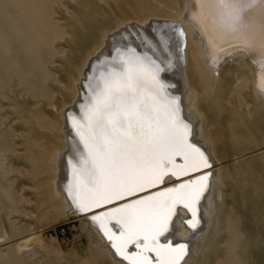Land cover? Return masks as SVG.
<instances>
[{"label":"bare ground","instance_id":"1","mask_svg":"<svg viewBox=\"0 0 264 264\" xmlns=\"http://www.w3.org/2000/svg\"><path fill=\"white\" fill-rule=\"evenodd\" d=\"M198 13L197 0H0V198L10 200L8 193L17 182L15 193L31 206L21 210L24 216L55 213L66 221L77 219L87 233L94 264L128 261L115 254L98 225L88 220L94 213H80L68 198L70 161L78 142L70 118H82L100 74L128 56L154 60L163 69L160 77L179 98L191 142L206 152L212 167L180 180L166 177L159 188L96 211L210 172L197 227L181 223L191 214L178 206L180 219L174 217L161 242L188 245L181 264L241 262L244 204L248 199L254 211L258 189L249 184L244 165H238L247 148H235V142L251 137L258 115L264 119V94L257 88L255 54L227 46L219 51L196 27ZM174 24L182 26L185 37L174 34ZM4 242L0 239V250ZM31 242L42 245L36 231L16 239L3 264ZM133 251L134 245L129 246Z\"/></svg>","mask_w":264,"mask_h":264},{"label":"snow or ice","instance_id":"2","mask_svg":"<svg viewBox=\"0 0 264 264\" xmlns=\"http://www.w3.org/2000/svg\"><path fill=\"white\" fill-rule=\"evenodd\" d=\"M197 2L196 27L219 51L227 46L255 54L257 88L264 94V0ZM170 27L175 35L185 37L181 25ZM161 71L154 60L123 57L118 67L102 72L91 87L82 118H70L78 142L70 161L68 198L80 213H94L90 220L128 264H181L188 245L164 243L160 238L169 232L174 217L180 219L178 206L191 214L181 223L193 230L197 227L198 205L211 175L204 173L96 211L159 188L166 177L180 180L212 167L206 152L191 142L190 124L181 118L179 98L167 91L170 85L161 79ZM130 245L136 251L129 252Z\"/></svg>","mask_w":264,"mask_h":264},{"label":"rangeland","instance_id":"3","mask_svg":"<svg viewBox=\"0 0 264 264\" xmlns=\"http://www.w3.org/2000/svg\"><path fill=\"white\" fill-rule=\"evenodd\" d=\"M248 122L252 123L250 120ZM245 147L248 151L244 152V157L238 162V165L240 167L244 165L245 169L243 170H247L246 178L249 184L257 186L258 205L252 211L250 209L252 206L249 204L248 199L247 203L244 204L246 213L241 221L244 253L240 264H264V119L260 115H258V124L252 127L251 137L235 142V148ZM247 161L250 163L247 164ZM227 164L231 163L228 162ZM47 170H51V165L47 167ZM16 184L17 182L12 187L11 192H9L10 195L8 193L10 200H7L4 196L0 198L1 244L5 241V245L0 250V264H3V259H8L13 253L12 245L14 241L32 231L37 232L39 242L42 241L40 245L41 243L42 245H35L31 242L24 249L26 251L20 252L21 254L19 253L16 257L17 260L14 259L10 264H94L95 260L92 258L88 248L87 233L80 226L77 219L66 221L57 218L55 213H45L42 216L31 218L24 216L21 210L31 206L25 204L20 196L15 193ZM24 193L26 194L28 191H24ZM33 197L37 200L39 199L35 194ZM201 210V217L205 220L203 208ZM213 215L214 212L212 213ZM52 237L57 239L56 242L51 240ZM6 245H11V247L3 249ZM202 250L200 248L198 253L199 262ZM2 253L7 254L8 257L3 258L4 254ZM202 264H207V261Z\"/></svg>","mask_w":264,"mask_h":264},{"label":"water","instance_id":"4","mask_svg":"<svg viewBox=\"0 0 264 264\" xmlns=\"http://www.w3.org/2000/svg\"><path fill=\"white\" fill-rule=\"evenodd\" d=\"M177 159H179V158H177ZM89 221H91L90 219H88ZM92 222V221H91ZM97 228H98V226H97ZM161 239V238H160ZM169 240H167V242H168ZM107 242H109V241H107ZM167 242H165V243H167ZM131 246V245H130Z\"/></svg>","mask_w":264,"mask_h":264}]
</instances>
